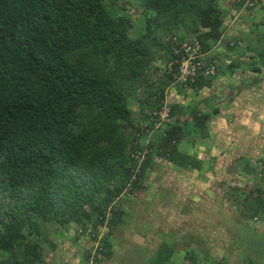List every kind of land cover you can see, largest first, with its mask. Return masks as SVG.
<instances>
[{
  "label": "trees",
  "instance_id": "trees-1",
  "mask_svg": "<svg viewBox=\"0 0 264 264\" xmlns=\"http://www.w3.org/2000/svg\"><path fill=\"white\" fill-rule=\"evenodd\" d=\"M140 1L145 31L134 34L107 0H0V264H44L48 226L75 233L76 225L107 221L111 231L123 221V194L140 187L152 164L148 152L127 189L140 151L131 134L143 131L130 106L135 86L160 69L157 57H172L163 36L182 30L207 51L224 20L217 0ZM171 81L167 71L159 77L157 97ZM177 113L171 107L174 120L155 153L199 168L178 150ZM197 114L203 129L207 115ZM258 192L244 196L241 214L264 221V182ZM175 250L162 245L149 264H168ZM211 263L229 264L224 254H203L201 264Z\"/></svg>",
  "mask_w": 264,
  "mask_h": 264
},
{
  "label": "rangeland",
  "instance_id": "rangeland-1",
  "mask_svg": "<svg viewBox=\"0 0 264 264\" xmlns=\"http://www.w3.org/2000/svg\"><path fill=\"white\" fill-rule=\"evenodd\" d=\"M244 2L245 0H217L218 8L224 17L221 32L226 36L221 38L224 40L223 45L225 41L226 43L236 41L230 40L228 38L230 36L223 31L229 28L230 20L236 14L246 9L248 14L252 15L258 12L264 13V0H247L246 4ZM250 2L256 8L249 9ZM107 4L116 16H128L134 34L145 31V13L142 11L140 0H113V4L107 0ZM254 8L257 12H253ZM246 20L249 22L248 25L254 26L252 18ZM246 20L244 23L247 25ZM260 25H264L263 19ZM181 31H179V36L187 38L185 32ZM258 33L250 40L254 45H260L263 50L261 55L264 57V45H261L263 34ZM251 34L253 36L254 33ZM165 37H162L163 41ZM211 43L214 45L215 41ZM155 60L156 64L160 63V69L151 74L147 81L135 86L134 95L130 98L133 115L139 119L140 128L143 129L140 133L131 134L132 146L140 150H138L140 158L143 156L141 164L147 160L148 152L151 153L148 162L152 164L146 166L143 172V182L140 179V187L134 192L123 194V199L119 203L124 210L123 221H119L111 231L109 230L110 233L106 226L99 242L98 235L101 232L98 231L99 224L95 221L84 226L76 225L77 232L75 233L72 231L74 228H67L66 230L60 229L57 234H54L53 228L48 226L43 231L48 241V245L44 244L43 251L51 252L44 264H87L90 257L94 252L97 253L100 247L101 254L98 257L102 259L98 264H149L150 258L158 248L166 244L176 248L168 264H201L203 254L220 257L224 254L229 264H243L247 256L264 264L262 255L252 252V248L238 239L241 237V231L234 228L236 221L234 217H231V202L227 201L223 209L220 207L222 196L228 200L235 194L236 204H239L241 209L245 208L243 198L246 194L255 197L253 189L248 190L246 187H241L240 180L232 179L240 173L233 169H229L228 172L224 171V168L219 170L215 168V164L212 166L217 172L213 175L209 174L212 169L208 164L207 170L206 166H204L205 169L200 170L202 168L200 165L199 168L189 165L188 168L179 169L178 166L155 153L159 149L160 138L164 136L163 132H166V120L173 117L169 114L165 117L166 120L161 121L157 128L155 127L160 120L158 113L160 108L156 106L159 104L157 101L161 100L157 97L159 95L157 93L161 91L158 89L157 82L164 74L162 64L164 59L163 56H159ZM263 130L260 128L257 132L262 133ZM212 141L211 138L206 143ZM193 148L196 149V145ZM194 154L198 156L196 151ZM211 159L208 158L209 163ZM202 174L211 175V178L205 180L203 176L201 177ZM258 183L255 184L258 185ZM232 186H239L242 189L238 193L233 191ZM221 191L222 196L219 195ZM254 192L257 196L256 190ZM242 216L245 217L243 214ZM248 221L245 219L244 223L247 224ZM104 250L110 252L109 257H105ZM190 252L197 256V260L189 254Z\"/></svg>",
  "mask_w": 264,
  "mask_h": 264
},
{
  "label": "crops",
  "instance_id": "crops-1",
  "mask_svg": "<svg viewBox=\"0 0 264 264\" xmlns=\"http://www.w3.org/2000/svg\"><path fill=\"white\" fill-rule=\"evenodd\" d=\"M247 18H252L254 26L248 25ZM261 18L264 20L263 12L252 15L248 14L247 9L244 12L242 10L230 20L229 28L223 30L230 36V40H242V47L228 48L223 45V39L217 45L219 38L215 39L214 45L210 41L209 52L217 55L222 65V70L215 76L198 81L193 86L169 84L163 89L166 102L173 110L178 111L175 115L179 119L178 124L183 128L178 150L192 156L202 166L200 170L205 169L204 166L207 170V164L211 166L209 174L216 173L215 168H224L226 172L229 169L239 172L240 175L232 179L240 180L241 187L253 189L255 197L257 196L254 190L258 195L257 189L263 186V181L256 176V164L264 161V130L262 133L257 132V129H264V57L261 55L263 50L260 45H254L250 39L261 32V45H264V25H260ZM220 36L226 35L221 32ZM195 113L207 115L205 128L201 129L196 125ZM173 120L174 116L170 121ZM182 120H185L184 124L181 123ZM211 138L213 141L206 143ZM194 145L196 149L193 148ZM208 158H212L211 163ZM202 176L205 180L211 178L208 174ZM143 179L142 172V182ZM256 182H259L258 185ZM232 187L235 192L242 189L239 186ZM222 193L221 191L219 195L222 196ZM249 200H252L251 196ZM227 201L232 204L231 217L236 221L234 228L241 231V237L238 239L252 248V252L264 257V221L243 217L242 209L236 204L235 194L228 200L222 196V209L226 207ZM245 219L249 220L247 224L244 223Z\"/></svg>",
  "mask_w": 264,
  "mask_h": 264
},
{
  "label": "built area",
  "instance_id": "built-area-1",
  "mask_svg": "<svg viewBox=\"0 0 264 264\" xmlns=\"http://www.w3.org/2000/svg\"><path fill=\"white\" fill-rule=\"evenodd\" d=\"M244 3H248L247 0H245ZM250 3L252 5V2ZM221 38L222 36L219 37L217 45L220 44ZM164 41L172 53L170 59L164 60V72H169L172 77L170 85L187 86L200 80L209 79L222 70V65L220 64L218 56L209 52V49L207 51L202 50L201 44L197 39L189 40L179 35H168L165 37ZM226 42L227 41H225L226 47L236 48L242 46V41L240 40H236L235 42L229 41V43ZM157 102L161 103V106L158 111L160 120L155 124L156 128L161 124V121L166 120L165 117H168L171 112V106L166 102L165 97ZM136 154L138 159L134 170H132L131 180L126 185L127 189L131 188V181L137 176L143 159V156L140 158L139 153L136 152ZM256 175L258 179L264 182V161H259L256 164ZM106 222L107 221H104L102 224L100 223L97 227L98 231L101 232L98 235V242L102 239V232L104 228H106ZM100 249L101 247L97 250V253L94 252L90 257L91 259L89 258V262L87 261V264L100 263L102 259L98 257L101 254Z\"/></svg>",
  "mask_w": 264,
  "mask_h": 264
}]
</instances>
